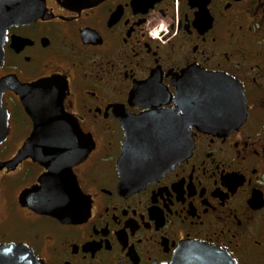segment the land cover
I'll return each mask as SVG.
<instances>
[{
  "label": "flooded vegetation",
  "instance_id": "obj_1",
  "mask_svg": "<svg viewBox=\"0 0 264 264\" xmlns=\"http://www.w3.org/2000/svg\"><path fill=\"white\" fill-rule=\"evenodd\" d=\"M34 11L8 30L0 80L50 79L51 91L63 92L69 123L88 139L73 145L90 147L68 169L65 195L89 215L65 222L40 212L43 194L58 186L41 181L50 172L43 164L22 158L0 170V246L25 245L39 264H168L199 241L238 264H264V0H39ZM189 68L238 81L246 118L217 132L171 128L184 157L132 187L118 166L126 119L181 115L175 99ZM3 104L0 162H8L34 123L10 87Z\"/></svg>",
  "mask_w": 264,
  "mask_h": 264
},
{
  "label": "water",
  "instance_id": "obj_2",
  "mask_svg": "<svg viewBox=\"0 0 264 264\" xmlns=\"http://www.w3.org/2000/svg\"><path fill=\"white\" fill-rule=\"evenodd\" d=\"M100 0H67L87 7ZM39 0H0V66L4 62V44L10 27L35 19L34 7ZM52 80L41 79L22 84L10 78L0 80V145L9 132V111L3 104V93L9 87L20 95L23 106L34 123L33 131L18 155L8 162L14 167L25 157L43 164L50 172L41 181L54 180L58 186L51 194H43L37 206L40 212L61 221L74 222L89 215L86 210L74 211L65 195V186L71 175L68 169L84 159L90 147L74 146V141L88 142L85 135L75 133L73 123L64 113L63 92H52ZM175 101L182 114L176 118L169 112H151L126 119L124 154L119 162L123 181L137 187L162 174L173 163L182 159L188 148L172 143L169 135L186 133L189 126L199 130L217 132L239 125L247 114L246 97L240 83L228 76L206 73L193 68L183 71ZM179 121V128L172 120ZM65 120V121H64ZM68 120V123L67 121ZM70 127L69 133H61V125ZM67 143L70 145L67 146ZM62 144H65L62 145ZM0 264H39L33 251L25 245L0 246ZM168 264H238L227 251L199 241L184 243Z\"/></svg>",
  "mask_w": 264,
  "mask_h": 264
}]
</instances>
